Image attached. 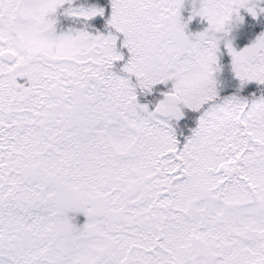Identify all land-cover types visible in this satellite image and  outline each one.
I'll list each match as a JSON object with an SVG mask.
<instances>
[{
  "label": "snow or ice",
  "instance_id": "snow-or-ice-1",
  "mask_svg": "<svg viewBox=\"0 0 264 264\" xmlns=\"http://www.w3.org/2000/svg\"><path fill=\"white\" fill-rule=\"evenodd\" d=\"M0 264H264V0H0Z\"/></svg>",
  "mask_w": 264,
  "mask_h": 264
}]
</instances>
